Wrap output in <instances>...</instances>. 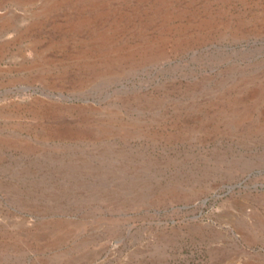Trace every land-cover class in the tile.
I'll return each mask as SVG.
<instances>
[{"label": "rangeland", "instance_id": "1", "mask_svg": "<svg viewBox=\"0 0 264 264\" xmlns=\"http://www.w3.org/2000/svg\"><path fill=\"white\" fill-rule=\"evenodd\" d=\"M0 264H264V0H0Z\"/></svg>", "mask_w": 264, "mask_h": 264}]
</instances>
